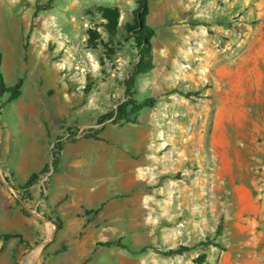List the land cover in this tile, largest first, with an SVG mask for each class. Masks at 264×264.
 Returning a JSON list of instances; mask_svg holds the SVG:
<instances>
[{
    "label": "rangeland",
    "instance_id": "rangeland-1",
    "mask_svg": "<svg viewBox=\"0 0 264 264\" xmlns=\"http://www.w3.org/2000/svg\"><path fill=\"white\" fill-rule=\"evenodd\" d=\"M147 3L154 67L137 76L134 99L155 105L131 118L161 134L146 169L156 212L144 234L98 238L133 239L141 264H197L202 254L203 264H264V0ZM49 4L0 0V176L7 184L0 185V264H44L57 237L41 231L53 167L35 173L39 190L33 186L29 200L15 176L16 167L43 158L32 145L48 129L46 118H70L69 132L84 138L117 124L100 122L125 101L140 60L129 31L140 0H54L45 10ZM100 7L120 11L114 46ZM8 234L15 237L4 240ZM208 238L218 246H205ZM181 246L188 250L159 253Z\"/></svg>",
    "mask_w": 264,
    "mask_h": 264
},
{
    "label": "crops",
    "instance_id": "crops-1",
    "mask_svg": "<svg viewBox=\"0 0 264 264\" xmlns=\"http://www.w3.org/2000/svg\"><path fill=\"white\" fill-rule=\"evenodd\" d=\"M139 120V123L111 124L98 135L99 139L84 138L81 130L72 132L74 141L64 143L43 203L42 213L49 221L43 222L41 231L47 239L57 235L48 245L50 255L44 264L142 263V258L136 256L139 253L131 247H97L98 242H105L98 236L126 237L146 233L148 221L156 212L152 206L155 196L150 188L151 174L147 170L151 168L155 154L153 140L160 139L161 134L153 128L152 122ZM46 125L47 130L46 126L39 130L40 144L35 141L32 145L42 148L43 158L37 164L32 162L16 167L15 176L21 185L33 174L51 166L47 152L50 151L53 157L51 147L60 138H68V132L74 126L70 118H46ZM21 133L23 136L29 133L33 138V132ZM0 185L7 189L1 176ZM37 187L39 184L34 186L33 193L39 190ZM21 207L15 212H22ZM24 217L22 214L20 218ZM53 225L56 231L51 229ZM126 240L129 245L133 239ZM64 247L66 249L61 250Z\"/></svg>",
    "mask_w": 264,
    "mask_h": 264
},
{
    "label": "trees",
    "instance_id": "trees-1",
    "mask_svg": "<svg viewBox=\"0 0 264 264\" xmlns=\"http://www.w3.org/2000/svg\"><path fill=\"white\" fill-rule=\"evenodd\" d=\"M54 0H49V5L44 8L45 10L50 8V5L53 3ZM141 9L139 12V16L136 19V22L134 25L129 27L130 33L135 38L136 46L140 53V60L139 63L134 67L133 73L129 76V79L126 81V90H125V96L126 99L124 102H122L118 108L113 111L112 113L104 116L100 122L104 123L106 120L113 119L114 123H135V119L131 118V112L132 111H140L144 108H151L155 105V99L149 98L144 100L143 102H138L134 99V96L136 95L135 92V84H136V78L138 75L146 73L148 70L152 69L154 66L152 64V56H151V37L154 34L153 28L148 26L146 24V15L148 13V3L147 0H140ZM99 13L101 14L104 21H106L104 28L107 31L111 45L114 46L113 42L117 36L118 29H119V21H120V11L117 8H111V7H100L98 9ZM114 52V50H112ZM0 64H1V54H0ZM21 83H18L16 86L11 88L9 90L10 97L9 101H12L16 99L20 93ZM5 90L2 74L0 72V93ZM70 137L69 138H60L57 143L54 146V150L52 152L53 155V161L51 166L56 169L60 162L61 157V151L63 149V145L66 141H74L75 134L72 132H69ZM98 133H94L89 135V137L99 139ZM50 166H48L46 169H48ZM43 173L46 172L45 170L42 171ZM39 179V174H33L30 179L20 187L21 196L23 200H29L31 199L30 190L31 188L36 184V182ZM90 213V212H88ZM222 231V225L218 227V230L216 232V235L219 236ZM15 237L12 234L4 235L3 239L8 240L10 238ZM214 244L211 239L208 238L207 242L204 244L205 246H210ZM215 246H218L217 244H214ZM121 247L125 249H130V246L123 241V239H117V240H109L105 242H98L97 247ZM66 248L64 247L63 250ZM147 248H144L142 252H145ZM188 250V248H185L184 246H181L177 250L170 249L165 252L159 251V253L171 257L176 254H182L184 251ZM207 259L206 254H202L197 260V264H203L205 263Z\"/></svg>",
    "mask_w": 264,
    "mask_h": 264
},
{
    "label": "bare ground",
    "instance_id": "bare-ground-1",
    "mask_svg": "<svg viewBox=\"0 0 264 264\" xmlns=\"http://www.w3.org/2000/svg\"><path fill=\"white\" fill-rule=\"evenodd\" d=\"M38 253H39V250H38V251H36V254H38ZM36 254H35V255H36Z\"/></svg>",
    "mask_w": 264,
    "mask_h": 264
}]
</instances>
